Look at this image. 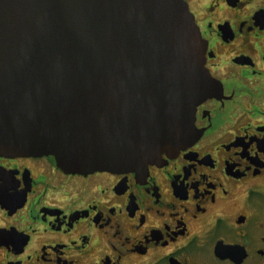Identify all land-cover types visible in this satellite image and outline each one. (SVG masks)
<instances>
[{
    "label": "flooded vegetation",
    "instance_id": "obj_1",
    "mask_svg": "<svg viewBox=\"0 0 264 264\" xmlns=\"http://www.w3.org/2000/svg\"><path fill=\"white\" fill-rule=\"evenodd\" d=\"M212 94L147 170L0 155V264H264V0H184Z\"/></svg>",
    "mask_w": 264,
    "mask_h": 264
},
{
    "label": "water",
    "instance_id": "obj_2",
    "mask_svg": "<svg viewBox=\"0 0 264 264\" xmlns=\"http://www.w3.org/2000/svg\"><path fill=\"white\" fill-rule=\"evenodd\" d=\"M206 51L184 0H0V155L147 170L197 138Z\"/></svg>",
    "mask_w": 264,
    "mask_h": 264
}]
</instances>
